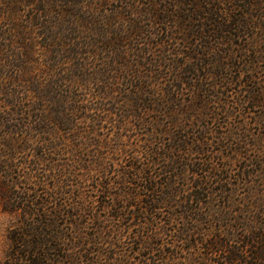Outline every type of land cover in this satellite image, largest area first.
I'll use <instances>...</instances> for the list:
<instances>
[{"label": "trees", "instance_id": "trees-1", "mask_svg": "<svg viewBox=\"0 0 264 264\" xmlns=\"http://www.w3.org/2000/svg\"><path fill=\"white\" fill-rule=\"evenodd\" d=\"M113 2L0 0V211L13 219L0 264H199L222 251L224 264H264L262 226L238 238L237 248L211 226L203 232L218 216L201 208L214 193L235 189L202 163L213 160L212 134L191 130L199 118L215 119L209 97L226 94L206 92L225 83L264 107V0ZM186 90L197 94H174ZM143 109L158 116L144 122ZM108 121L118 130L119 154L130 155L128 166L117 169L102 155L107 143L99 133ZM81 122L90 128H79ZM137 122L151 128L149 139L159 137L158 147L145 146V165L134 158L144 144L122 140ZM89 147L93 162L86 163ZM237 153L231 161L249 160ZM257 156L248 163L255 170ZM244 163L238 176L248 178L254 172ZM82 171H94L90 186ZM263 205L264 196L253 202ZM161 208L170 210L169 225L179 220L182 228L152 235ZM147 216L150 230L132 233L144 229ZM170 234L179 246L162 244Z\"/></svg>", "mask_w": 264, "mask_h": 264}, {"label": "rangeland", "instance_id": "rangeland-1", "mask_svg": "<svg viewBox=\"0 0 264 264\" xmlns=\"http://www.w3.org/2000/svg\"><path fill=\"white\" fill-rule=\"evenodd\" d=\"M116 5V2L111 3V0H109V6L112 8ZM151 51H154L153 49ZM144 72L146 70L144 69ZM209 83H213V81L208 80ZM218 83V82H216ZM209 86L205 83V88ZM222 87H216L213 90L210 89V92H206V94H226L225 96H218V99L215 97H209V105H212L213 111L217 112V115L215 116V119H210L209 116L207 118H199L202 121L200 122H193L192 129L193 132H203L206 131L208 134H212V136L209 137L211 141L208 142L207 149L209 150L210 156L213 157L212 162H202L205 164V169H214L220 170L221 178L224 180H228L230 183L229 186L231 188L235 189L232 195H222L220 193H214L213 197L210 199V205L208 208H201L203 213H206L208 216H218L214 219H211L210 223H206L204 225L203 232H207V228L211 226L213 230H218L219 232V238L223 240H228L227 246L230 247H240V243L238 238H242L244 234H247L249 230L252 228H257L258 226H262L264 228V205L256 208L253 206V202L256 201L257 198H261V196H264V107L256 106L253 104L252 101H248V99L243 98V96L249 95L250 93L244 92L241 87L235 84H224L221 85ZM210 88V87H209ZM226 90V91H223ZM128 91V90H127ZM125 92V94H129L132 92ZM150 92V93H149ZM148 94H163L162 92H154L151 93L149 91ZM76 94H97L94 92H79ZM111 94H117L115 91H113ZM125 94H120V96H124ZM135 94V93H132ZM174 94H197V91L192 90H186L181 93H174ZM198 94H205V93H198ZM246 94V95H245ZM213 96V95H210ZM93 98V97H92ZM155 97H151L152 100V107H155ZM89 99H86V103H91ZM244 102V103H242ZM222 108H224L225 114L220 113V111L223 112ZM151 109L146 110L143 109L139 115H142V120L144 122H151L158 116L157 113H151ZM143 112V113H142ZM161 123L163 126L167 127L169 124V117H160ZM167 121V122H166ZM195 121V120H194ZM134 122V121H133ZM132 122V124H133ZM112 122L108 121V128L104 129L99 134H102L100 138L105 140H101V144L107 143L106 148L100 149L102 150V155L105 157V159L109 162H113L114 165L119 169V166H128V162H130V155L127 154H119L120 146H114L115 142V136L118 132V130L115 128V126L111 125ZM139 122L136 123L137 128L134 129V127H131V124H128V126L131 128L130 131L126 132L125 134H128L130 138L128 139L123 138L122 140L125 141L124 143L132 146H139L140 144H144L142 147L139 146L137 149V152L134 153V158L139 162V164L145 165L147 161L145 160L147 158L146 152H145V146H149V148L152 147H158L159 141H158V133H154L151 136V139H149V136H147L148 131L151 130V128L143 124V126L139 127ZM90 128V122L89 124L79 123V128ZM87 129V128H86ZM185 129V130H187ZM82 130V129H80ZM173 130V129H172ZM121 131V130H120ZM184 131V130H183ZM181 130L179 131V133ZM124 133V131H123ZM189 134V137H191L189 131L185 132ZM91 136H94L93 138ZM97 135H90L89 138L91 140L96 139ZM227 138V139H221L220 138ZM148 139V141H146ZM228 139H230L228 141ZM146 141V144H145ZM220 142V143H219ZM94 144V143H93ZM91 146V145H90ZM116 148V149H114ZM214 148H221L220 152H216ZM239 148H243L242 150ZM89 149H92L89 147ZM235 149L240 150V153L242 154L245 152L243 157H247L249 160L243 161L244 164H248L249 161L252 158V156H257L261 162H259V169L255 170V168L251 167L250 164L247 166V170L252 173L251 176H248V178L239 177V167L243 164L242 161L238 163L236 160L239 159L238 157H234L235 159L231 161V158L235 156L236 154H231V151H235ZM231 150V151H230ZM89 155L85 157L86 163L93 162V159L91 157L93 149L90 150ZM243 151V152H242ZM231 154V155H230ZM194 158H198V156H195L192 158L191 162L195 161ZM199 158H203V156H199ZM60 159V158H59ZM196 161H198L196 159ZM247 162V163H246ZM223 165L227 167V171L222 167ZM180 167V166H178ZM189 169V168H188ZM185 172L187 177L190 176V172ZM84 173L83 175H81ZM81 177L85 180L83 182V185L85 183L90 186L92 182H90V179L87 178V176H94V171L89 172L88 174L82 171L79 173ZM109 182L111 188L114 185L115 180L118 178L117 174L115 172L111 173L109 176ZM96 178V177H95ZM209 180H213L211 178H208ZM211 183V182H210ZM208 183V184H210ZM137 184H140L139 182ZM224 184V183H223ZM87 186V188H88ZM215 185L211 184L208 185L209 188H214ZM235 186V188L233 187ZM247 188V189H246ZM115 190V189H114ZM246 190H249V193H246ZM115 192V191H113ZM247 200V201H246ZM247 202V204L245 203ZM169 211L166 208H161L158 210L156 216H160V220H157V225H155V231L152 233H161L163 230H174V229H181L182 225L179 220H173L171 224L169 225L168 221L166 220L168 215L167 212ZM105 218H107V214L104 213ZM150 217L147 216L146 221H141L140 225L142 227L144 226L145 222L149 221ZM13 219L5 214H2L0 211V263L4 259V255L8 248V243L6 240V229L12 224ZM235 221L237 225L235 224ZM144 222V223H143ZM233 226L232 228H229V226ZM150 226L147 227L148 231L150 230ZM146 226L143 228H138V226H135L132 228L133 231H131L134 234L142 233L147 230ZM230 229V230H229ZM210 230V229H208ZM131 233V234H132ZM230 233L234 234L233 239L229 236ZM146 234L145 232L143 233ZM206 234V233H205ZM228 234V235H225ZM176 234H170L167 236H162V244H172L175 246H179L181 243L178 242L175 238ZM207 238L209 239L210 236L207 235ZM230 240V241H229ZM164 242V243H163ZM200 252H202L201 247L198 249ZM186 255V253H184ZM202 256V255H201ZM224 257L225 253L219 252L218 255H211L210 260L201 261L199 264H224ZM179 262V261H178Z\"/></svg>", "mask_w": 264, "mask_h": 264}]
</instances>
